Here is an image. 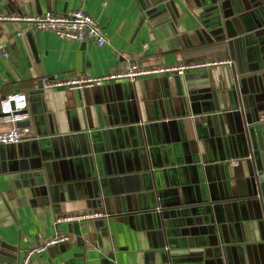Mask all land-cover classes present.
I'll return each instance as SVG.
<instances>
[{
	"label": "crops",
	"instance_id": "0c3cea01",
	"mask_svg": "<svg viewBox=\"0 0 264 264\" xmlns=\"http://www.w3.org/2000/svg\"><path fill=\"white\" fill-rule=\"evenodd\" d=\"M74 9L99 22L104 47L0 22V101L28 95L34 136L0 145V263L66 234L30 264H264V0H0L23 17ZM133 62L210 65L41 86ZM93 211L107 217L56 222Z\"/></svg>",
	"mask_w": 264,
	"mask_h": 264
},
{
	"label": "built area",
	"instance_id": "2783aa9c",
	"mask_svg": "<svg viewBox=\"0 0 264 264\" xmlns=\"http://www.w3.org/2000/svg\"><path fill=\"white\" fill-rule=\"evenodd\" d=\"M0 22H11L24 24L27 28L39 31H49L60 39L85 42L92 41L99 47L107 44V38L102 26L97 20L86 13L83 9H74L67 13H54L51 11L35 16H19L0 14ZM19 33L18 36H21ZM3 46H0L2 49ZM230 64V61L219 62ZM218 64V63H215ZM210 64H177L144 66L141 63L133 62L127 69L119 72H111L101 77H69L49 76L41 78V86L45 90L59 88L82 89L87 87L102 86L107 82L125 81L134 83L138 79L167 74L172 77L174 74L183 75L186 71L201 68ZM29 97L21 91L11 92L5 95L0 101V121L10 124L11 129L0 134V145H16L24 141L34 139L33 128L29 121ZM259 121L264 122V113L259 116ZM107 214L102 211L87 212L80 215L57 218L56 222L82 221L97 218H106ZM70 237L66 234H56L50 240L23 251L17 264H30L36 255H40L52 246L67 243ZM2 264V263H0Z\"/></svg>",
	"mask_w": 264,
	"mask_h": 264
},
{
	"label": "water",
	"instance_id": "95a60500",
	"mask_svg": "<svg viewBox=\"0 0 264 264\" xmlns=\"http://www.w3.org/2000/svg\"><path fill=\"white\" fill-rule=\"evenodd\" d=\"M148 7L150 9V11L148 12V14H152L153 12L156 13L158 12V8H156L155 6L153 7L152 3H148ZM243 115L244 118L246 120H248V116H247V112H245L243 110ZM253 134H254V130H252ZM252 132H250L249 130L247 131L248 134H251ZM254 158V157H253ZM59 165V172L61 173V175L63 174V177H66V179H70V176L67 174V167L65 165H63L61 162L58 164ZM257 174H256V188L258 190V195H259V200L264 208V164L262 163V161L260 162V165L258 167V169L256 170ZM69 177V178H68ZM90 186L91 183L88 184L89 190H90ZM254 187H255V181H254ZM151 210L156 209L157 204H156V196L155 195H151ZM264 213V212H263Z\"/></svg>",
	"mask_w": 264,
	"mask_h": 264
}]
</instances>
